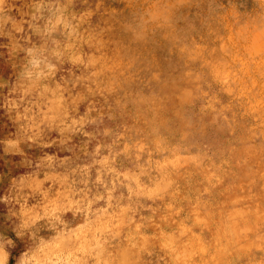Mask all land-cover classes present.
<instances>
[{"label":"clouds","instance_id":"1","mask_svg":"<svg viewBox=\"0 0 264 264\" xmlns=\"http://www.w3.org/2000/svg\"><path fill=\"white\" fill-rule=\"evenodd\" d=\"M0 264H264V0H0Z\"/></svg>","mask_w":264,"mask_h":264}]
</instances>
